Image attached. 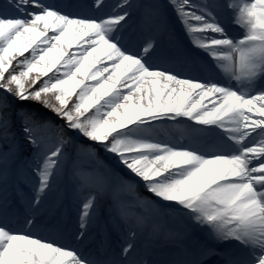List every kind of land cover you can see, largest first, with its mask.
Listing matches in <instances>:
<instances>
[{
    "label": "snow or ice",
    "instance_id": "snow-or-ice-1",
    "mask_svg": "<svg viewBox=\"0 0 264 264\" xmlns=\"http://www.w3.org/2000/svg\"><path fill=\"white\" fill-rule=\"evenodd\" d=\"M104 6L0 0V264H264V0H117L95 14ZM169 9L224 79L188 75L160 43ZM62 175L78 206L66 241L33 231ZM105 197L117 243L85 255ZM145 232L167 251L139 247Z\"/></svg>",
    "mask_w": 264,
    "mask_h": 264
},
{
    "label": "rangeland",
    "instance_id": "rangeland-1",
    "mask_svg": "<svg viewBox=\"0 0 264 264\" xmlns=\"http://www.w3.org/2000/svg\"><path fill=\"white\" fill-rule=\"evenodd\" d=\"M49 2L60 4V5H68V4L76 5V4H81V3H87V0H49ZM113 2H114V0H104V5H105L104 8L100 9L99 12H96L95 14L103 15L105 12L110 11L111 8L113 7V5L115 3H117V1L114 2V3ZM133 2H135V0H133ZM160 2L162 4H166L167 0H160ZM170 12H171V10H170ZM90 14H91V11H90ZM168 20H169V18H167V21ZM174 21L178 25H180V23L176 20L175 16H174ZM226 22L231 24V20H226ZM175 26L176 25H174V23L173 24H168L167 23V30H169V28H170L171 31H174V27ZM130 27H131V23H130ZM180 27H182V26L180 25ZM181 29H182V33L185 35V37H187L186 39L189 40V37L186 36V33H185L183 27ZM128 31H129V28H128ZM125 35H126V37H131V38L133 37L131 35V33H129V32L128 33L126 32ZM158 40L161 42L160 37L158 38ZM218 79H224V73L223 72L220 74ZM178 128H180V127H178ZM172 139H174V140L175 139H177V140L181 139L179 134L176 132L175 129H173ZM100 152H103V150H101V151L98 150L96 162L99 163V164H102L106 168L110 167V165L107 162V159L104 157L103 154H100ZM108 159H112V158L110 157ZM79 163L81 165H87V164H91L92 161H90V160H80ZM70 166H71V162H68V167H70ZM61 178L62 177L58 178L53 190L50 193H48L47 196L45 197L44 202L41 205V211H40V213H38V215L41 217L40 226L37 229H33V231H39L43 235L44 234L45 235H49V233H55V234H57L56 238H61L62 237L61 236V231L60 230H56L55 226L52 227L53 226L52 224H53L54 218H55V215H52L54 210H55L54 207H56V206L59 207L61 205V197H62V193H63L62 191L61 192L57 191L58 190L57 188H58L59 184H60V186H65L66 187L67 196H68V200H69L68 209L66 208L67 206H62L61 205V212L62 213H67L68 212L67 210H70L72 212V214H73L74 222L78 226V223H77L78 206H77L76 198L71 193L70 185H68L67 181L64 184V182L61 180ZM13 187H15V190L19 193V197H20L19 200H18L17 208H18V212L22 214V217H21V214H20V218H18V219H20V221H23L24 216L27 214V207H26L25 200H26L27 196L30 195V187H31V185H30L29 180L26 177L21 176V178H20V180L18 182L14 181L13 184H10V193L12 192ZM62 190L64 191V189H62ZM140 192L143 193V188L142 187L140 188ZM97 216H98V210H96L94 212L93 217L88 222V226H87V229H86V233L87 234H89L88 232H89V229L91 228V226H93V224H95V220H96ZM171 218H173V217H171ZM64 220H65V218L63 219L62 224L64 223ZM113 227H115V226L113 225ZM141 235H142V233L139 234L138 236L140 237ZM62 238L65 240L66 237H62Z\"/></svg>",
    "mask_w": 264,
    "mask_h": 264
},
{
    "label": "bare ground",
    "instance_id": "bare-ground-1",
    "mask_svg": "<svg viewBox=\"0 0 264 264\" xmlns=\"http://www.w3.org/2000/svg\"><path fill=\"white\" fill-rule=\"evenodd\" d=\"M117 0H114V2H116ZM113 2V3H114ZM227 24H228V26H229V33H230V35H233V36H238L239 34H240V32H241V29L237 26V25H235V24H233L232 22H231V24H229L228 22H226ZM23 226V225H22ZM116 236L118 235L117 233L115 234ZM115 235H114V239H115ZM88 238L89 237H87V239L86 240H84V242H86V244L87 243H89L88 242ZM83 242V241H82ZM82 242H80L79 244H77L76 246L79 248V250L81 251V252H83L85 255L87 254V252H85V247H84V250L82 251V247H81V243ZM100 243L101 242H99V243H97V245H100ZM150 245V244H149ZM147 247H149V246H147ZM150 249H151V251H155V247H153V246H150Z\"/></svg>",
    "mask_w": 264,
    "mask_h": 264
},
{
    "label": "trees",
    "instance_id": "trees-1",
    "mask_svg": "<svg viewBox=\"0 0 264 264\" xmlns=\"http://www.w3.org/2000/svg\"><path fill=\"white\" fill-rule=\"evenodd\" d=\"M30 106H34V104H30V105H26V107H30ZM102 150V149H101ZM100 150V151H101ZM103 153V152H102ZM105 155H108V154H105Z\"/></svg>",
    "mask_w": 264,
    "mask_h": 264
}]
</instances>
